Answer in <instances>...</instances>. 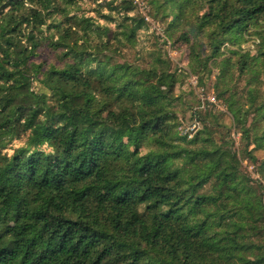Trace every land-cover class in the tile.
<instances>
[{
    "label": "trees",
    "instance_id": "obj_1",
    "mask_svg": "<svg viewBox=\"0 0 264 264\" xmlns=\"http://www.w3.org/2000/svg\"><path fill=\"white\" fill-rule=\"evenodd\" d=\"M96 1L114 31L78 13L77 0L0 3V264H264L255 237L264 232L263 185L214 142L209 124L180 133L175 72L111 60L112 38L135 43L145 19L131 14V0ZM164 4L169 29L187 25L176 41L190 43L192 72L204 75L211 60L221 67L242 156L264 177V0ZM253 34L255 53L242 47ZM45 41L61 65L32 60ZM235 67L252 74L246 109L230 86Z\"/></svg>",
    "mask_w": 264,
    "mask_h": 264
},
{
    "label": "rangeland",
    "instance_id": "obj_2",
    "mask_svg": "<svg viewBox=\"0 0 264 264\" xmlns=\"http://www.w3.org/2000/svg\"><path fill=\"white\" fill-rule=\"evenodd\" d=\"M77 1L79 4L78 13L83 12L84 15H92L99 23L108 24L112 28V31H114V22L109 23L100 16L101 12H108L106 6H99L96 0ZM140 1L139 4L135 0H131L134 5L131 14L144 17L146 26L139 31L137 40L133 44L123 38L120 41L112 38L109 50L106 51L111 54V60L116 62L126 61L132 65L146 68L152 66L168 68L170 71L175 72L179 77V82L172 94L174 99L171 108L176 112L177 119L179 120L180 125L178 126V130L180 133H186L188 138H191L197 131V129L194 130L191 128L192 123L199 116L204 121L201 122L202 127L203 123L211 126L210 133L214 142L220 143L225 147L228 146L235 151L241 161L242 171L251 178L254 184L263 185L259 188L262 190V196L264 198V177L259 172L258 163H253L242 156V148L245 142L243 128L235 120L230 108L231 102L228 98L230 92L221 94V89L218 87L221 67L216 66L214 61L211 60L208 62V68L205 70V74H201L203 78H201V75L193 73L189 62L190 43L176 41L181 30H184L187 25L184 23L180 29L175 31L169 29V21L172 15L164 18L163 13L165 11L164 9L170 11L171 7L170 4H164L165 0ZM159 4L161 5L160 8H158ZM114 15L118 16V14ZM44 33L47 36L53 35L54 29H49L45 26ZM171 33L173 37L170 36ZM200 40L204 44L207 41L204 36H201ZM258 43V36L253 34L247 42L242 44V47L246 50L250 48L252 53H255ZM203 47L204 49L207 48L206 45H203ZM205 53H209V51L204 50L203 54ZM226 53L228 54V52ZM223 58L218 57L216 60L217 64H220V60ZM232 58L233 62H235L236 56L232 55ZM32 60L37 64H42V69L53 63L59 65L61 63L60 61H63L60 57V51L51 46L47 41L39 48ZM262 61L260 67L262 74L258 82L260 86L264 83V59ZM251 78L252 74L241 73L237 67L234 68L233 80L230 82V86L234 87V91L237 92V97L242 102L244 109L249 105L245 92L246 86L249 84ZM33 88L36 90L44 89L40 81L36 79L33 81ZM231 99L237 98L231 96ZM195 111H199V115L194 114ZM252 117L253 114L248 116L247 127L254 125ZM189 133L192 135L190 136ZM25 141L26 136L12 137L8 141L6 150L12 153L15 147L23 145ZM257 154L259 157L264 156V151L259 150ZM211 189L212 184L209 183L201 191L210 192ZM255 237L264 245V232H260L259 236L256 235Z\"/></svg>",
    "mask_w": 264,
    "mask_h": 264
},
{
    "label": "built area",
    "instance_id": "obj_3",
    "mask_svg": "<svg viewBox=\"0 0 264 264\" xmlns=\"http://www.w3.org/2000/svg\"><path fill=\"white\" fill-rule=\"evenodd\" d=\"M135 2H138L140 4V0H135ZM201 126V122L198 119H194V122L192 123V129L196 130L199 129ZM180 128H182V126H180ZM189 135L191 136L192 134L189 133Z\"/></svg>",
    "mask_w": 264,
    "mask_h": 264
},
{
    "label": "clouds",
    "instance_id": "obj_4",
    "mask_svg": "<svg viewBox=\"0 0 264 264\" xmlns=\"http://www.w3.org/2000/svg\"><path fill=\"white\" fill-rule=\"evenodd\" d=\"M3 2H4V0H0V3H3ZM26 3H27V0H26ZM4 11H5V12H8V8H5ZM133 127H135V125H134ZM159 135H162V134H159ZM125 139H126V138H125Z\"/></svg>",
    "mask_w": 264,
    "mask_h": 264
}]
</instances>
